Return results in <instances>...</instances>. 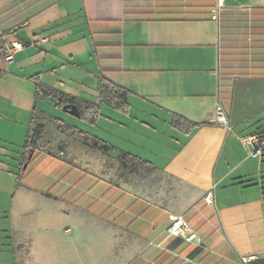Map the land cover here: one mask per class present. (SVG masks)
Returning a JSON list of instances; mask_svg holds the SVG:
<instances>
[{
    "label": "crops",
    "instance_id": "0c3cea01",
    "mask_svg": "<svg viewBox=\"0 0 264 264\" xmlns=\"http://www.w3.org/2000/svg\"><path fill=\"white\" fill-rule=\"evenodd\" d=\"M0 38L24 43L0 75L28 82L10 88L29 97L21 150L0 153V264H264V0H0ZM102 82L126 91L125 111L102 100ZM37 85L97 103L92 124L110 132L83 131L114 150L57 116L54 143L23 163L32 124L47 129L37 100L56 106ZM122 152L148 164L122 169ZM174 216L199 241L169 236Z\"/></svg>",
    "mask_w": 264,
    "mask_h": 264
},
{
    "label": "rangeland",
    "instance_id": "374dc122",
    "mask_svg": "<svg viewBox=\"0 0 264 264\" xmlns=\"http://www.w3.org/2000/svg\"><path fill=\"white\" fill-rule=\"evenodd\" d=\"M32 29L35 30V28H32L31 26L25 29H22L21 31H18V35L24 38V40L29 41L32 36L29 35L32 31ZM39 34H43L45 32H41V28L36 29ZM36 32V31H35ZM6 48L3 46V48L0 49V62L4 60V54H5ZM75 64H81L79 66H82V64H86L87 62L84 61V59L77 58L72 61ZM78 67V66H77ZM75 67L73 69V72H71V76L73 79H76L71 81L69 83V86L73 87L78 84V77H76V71H78V68ZM26 81H20L17 77H12L11 75H8L6 71H2L0 75V153L3 150L11 151V153H15L17 150H21L22 145L24 144L25 134L22 135V132L20 133L19 126L15 125V120L19 118V115L21 114L24 109H26L28 105V91H11V88L13 85H26ZM28 85V84H27ZM37 106L39 109L43 110L46 113L45 122L47 125V129L44 132V136L42 138L43 142H53V135L49 128H52L51 123L48 121V119H51L53 123L54 119L52 117H59L64 120V122L71 126H77V128H80L82 130H86L88 132H91L95 134L97 132L101 136H107L110 132L108 123L104 122L102 118L99 119V124L97 125L89 123L88 121L73 116L69 114L68 112L64 111L59 107H56L52 104H50L47 100L38 99L37 100ZM105 113V111H104ZM106 114V113H105ZM51 117V118H50ZM54 148H57V144H54ZM18 148V149H17ZM13 151V152H12ZM72 230V228H71ZM59 254V253H58Z\"/></svg>",
    "mask_w": 264,
    "mask_h": 264
},
{
    "label": "trees",
    "instance_id": "16d2710c",
    "mask_svg": "<svg viewBox=\"0 0 264 264\" xmlns=\"http://www.w3.org/2000/svg\"><path fill=\"white\" fill-rule=\"evenodd\" d=\"M4 43L5 41L0 38V49L3 48ZM37 92L42 94V96L49 98L58 107H62L66 103L77 104L80 118L88 121L89 123H94L97 116L99 115L100 111L99 105L97 103H89L85 101L78 102L74 97L69 96L59 90L44 87L41 85H37ZM101 95L102 100H104L107 104L122 111H125L127 109L126 91L124 89L108 82H102ZM55 119L58 121V126L60 128L65 127L67 129H71L75 137L79 139L83 144L105 153L114 150V147L108 142L94 135H91L86 131L78 129L75 126L68 125L63 121H60V119ZM196 125L197 123L189 124V127H194ZM44 132L45 125L42 122L37 120L32 124V128L27 134L25 140V145L30 146L31 148L29 147V149L25 150L23 154V163L28 162L29 158L32 156L31 151L42 141ZM48 152L50 153V151ZM262 157V161L264 162V149H262ZM118 159L120 161V166L122 169L126 168V166L132 161L139 164H148V161L131 156L126 152H122L121 154H119ZM261 185L264 194V174L261 177Z\"/></svg>",
    "mask_w": 264,
    "mask_h": 264
},
{
    "label": "built area",
    "instance_id": "2783aa9c",
    "mask_svg": "<svg viewBox=\"0 0 264 264\" xmlns=\"http://www.w3.org/2000/svg\"><path fill=\"white\" fill-rule=\"evenodd\" d=\"M215 17L216 16L213 15V18H215ZM23 45H24V43H22L21 41H13L12 43H10L6 47V50H5V54H4L5 62H11L13 60L14 51L22 48ZM215 120L218 122H222V123L226 122V113H225V110H224V108L220 102H217V104H216ZM247 142L250 144L256 143L257 145L254 146L251 154L252 155H260V153H261L260 147H261L262 140L260 138H257L254 135H250L247 138ZM204 200L208 204L213 203L214 199H213L212 192H208L204 196ZM170 220H171V223L167 228V233L169 236L180 237V238H183L184 240L189 241V242L190 241H199V239H198V237H196V234L194 233L192 227L183 217L174 216V217H171Z\"/></svg>",
    "mask_w": 264,
    "mask_h": 264
},
{
    "label": "water",
    "instance_id": "95a60500",
    "mask_svg": "<svg viewBox=\"0 0 264 264\" xmlns=\"http://www.w3.org/2000/svg\"><path fill=\"white\" fill-rule=\"evenodd\" d=\"M62 109L73 116H76V117L80 116V113H79V110L76 104L66 103L62 106Z\"/></svg>",
    "mask_w": 264,
    "mask_h": 264
}]
</instances>
